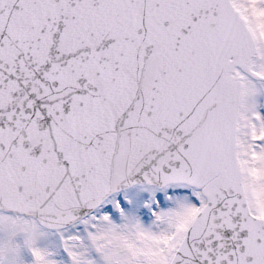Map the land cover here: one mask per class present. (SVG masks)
I'll use <instances>...</instances> for the list:
<instances>
[{
	"label": "snow or ice",
	"instance_id": "snow-or-ice-1",
	"mask_svg": "<svg viewBox=\"0 0 264 264\" xmlns=\"http://www.w3.org/2000/svg\"><path fill=\"white\" fill-rule=\"evenodd\" d=\"M0 264H264V0H0Z\"/></svg>",
	"mask_w": 264,
	"mask_h": 264
}]
</instances>
